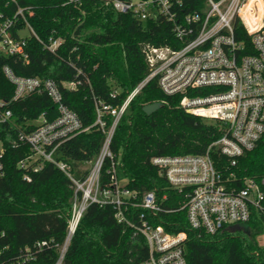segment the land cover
Returning <instances> with one entry per match:
<instances>
[{
    "label": "trees",
    "instance_id": "trees-1",
    "mask_svg": "<svg viewBox=\"0 0 264 264\" xmlns=\"http://www.w3.org/2000/svg\"><path fill=\"white\" fill-rule=\"evenodd\" d=\"M67 0H21L31 5L32 25L43 39L63 37L64 43L56 52L48 51L35 38L29 40V57L25 61L16 56L0 55V97L11 100L13 84L2 71L4 64L25 76L52 78L61 89L64 102L81 118L84 126H91L64 142L57 157L68 161L75 178L87 176L82 167L93 162L105 138L95 124L97 102L120 105L129 93L147 76L145 43L166 44L171 35L170 25L153 20L140 21L134 12H119L104 0H84L79 5ZM79 83L72 89L65 82ZM116 90V96L112 92ZM182 95L163 92L156 79L150 80L130 103L121 118L112 150L115 154L116 174H108V160L102 174L104 184L117 178L120 183L141 196L157 189L167 193V208L155 224L164 225L172 233H186L184 242L188 264H264L263 209L252 211L250 219L215 234L191 228L184 209H179L183 196L174 191L159 168L152 163L154 156L202 154L221 135L216 122L187 112L181 105ZM163 102L151 114L144 112L148 103ZM9 108L13 116L2 132L6 137L4 174L0 176V247L15 255L20 248L39 240L62 241L65 237L69 211L72 207V180L51 162H44L38 171L30 170L31 180L24 178L26 170L19 161L30 153L27 145L13 148L8 140L20 128L43 113L54 119L57 106L46 92L34 93L20 100H12ZM111 124L112 117H105ZM217 168L229 184L237 188L255 180L264 192V138L256 147L237 158L235 164L211 149ZM141 208H133L129 215L137 221ZM145 236L134 227L120 223L113 204L92 203L84 213L70 244L64 264H135L148 256ZM57 252L46 250L37 260L26 264H52Z\"/></svg>",
    "mask_w": 264,
    "mask_h": 264
},
{
    "label": "built area",
    "instance_id": "built-area-1",
    "mask_svg": "<svg viewBox=\"0 0 264 264\" xmlns=\"http://www.w3.org/2000/svg\"><path fill=\"white\" fill-rule=\"evenodd\" d=\"M84 0H67L79 5ZM119 12L132 11L140 21L153 20L169 24L171 35L166 44L143 45L149 73L129 93L120 105L97 102L98 125L105 133L101 148L87 169V176L75 178L71 164L57 157L58 148L67 140L87 131L79 115L63 100L60 87L52 78L18 74L10 64L2 71L14 86L11 100L0 97V176L4 174L6 137L2 132L13 116L12 100L34 93L46 92L57 106L58 115L49 119L44 113L28 122L30 130L19 127L8 140L13 148L27 145L29 155L19 161L26 170L24 178L31 180L30 170L38 171L44 162L53 163L73 182L74 196L69 211L65 237L62 241L39 240L33 245L9 254L0 247V264H26L37 260L46 250L57 252L52 264H64L80 221L92 203L113 204L118 222L141 232L148 243V256L135 264H188L184 242L186 233H172L164 225L155 224L167 208V193L159 190H131L113 178L104 184L105 164L111 161L108 174H116L112 142L118 124L130 103L152 79L169 95H182L181 105L189 113L213 119L221 135L202 154L154 156L152 163L159 168L171 188L183 196L179 209H184L191 228L215 234L247 222L254 209H263L264 192L249 179L243 188L229 184L212 157L217 147L235 164L237 158L252 150L264 138V0H104ZM31 5L21 0H0V55L27 60L29 40L35 38L45 49L56 52L64 38L40 37L30 21ZM76 81L65 82L76 88ZM117 91L112 92L116 96ZM106 116L112 117L111 124ZM141 208L137 221L129 215Z\"/></svg>",
    "mask_w": 264,
    "mask_h": 264
},
{
    "label": "water",
    "instance_id": "water-1",
    "mask_svg": "<svg viewBox=\"0 0 264 264\" xmlns=\"http://www.w3.org/2000/svg\"><path fill=\"white\" fill-rule=\"evenodd\" d=\"M162 106H163V102L157 101V102H153V103L146 104L143 107V110L147 114H151V113L155 112L156 110H158Z\"/></svg>",
    "mask_w": 264,
    "mask_h": 264
},
{
    "label": "rangeland",
    "instance_id": "rangeland-1",
    "mask_svg": "<svg viewBox=\"0 0 264 264\" xmlns=\"http://www.w3.org/2000/svg\"><path fill=\"white\" fill-rule=\"evenodd\" d=\"M208 121H211V122H215V120L213 119H207ZM91 166V162H88L86 165H84L82 168L83 169H88L89 167ZM260 241L261 243L264 244V234L262 235V237L260 238Z\"/></svg>",
    "mask_w": 264,
    "mask_h": 264
}]
</instances>
